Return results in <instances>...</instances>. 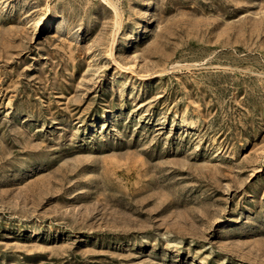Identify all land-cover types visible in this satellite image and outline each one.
I'll list each match as a JSON object with an SVG mask.
<instances>
[{
	"label": "rangeland",
	"instance_id": "obj_1",
	"mask_svg": "<svg viewBox=\"0 0 264 264\" xmlns=\"http://www.w3.org/2000/svg\"><path fill=\"white\" fill-rule=\"evenodd\" d=\"M0 264H264V0H0Z\"/></svg>",
	"mask_w": 264,
	"mask_h": 264
},
{
	"label": "bare ground",
	"instance_id": "obj_2",
	"mask_svg": "<svg viewBox=\"0 0 264 264\" xmlns=\"http://www.w3.org/2000/svg\"><path fill=\"white\" fill-rule=\"evenodd\" d=\"M40 26L41 25H39V23H37V28H40ZM120 29V28H119ZM145 29V28H144ZM144 29H141L142 31L144 30ZM140 30V31H141ZM139 33V31H137V33H134V32H131V33H128L127 35H126V38H125V41L120 45V49H119V51L121 52V51H125V49H126V47L129 45V44H133L135 41H136V39H137V34ZM131 54H133L132 56H131V59H137L140 55H141V52L139 51V49H136L135 51H133V52H131ZM135 65V64H134ZM128 67V66H127ZM122 68H124V67H122ZM121 68V69H122ZM124 72H126V73H129L130 71H133V70H128V69H122ZM132 73H134V71L132 72Z\"/></svg>",
	"mask_w": 264,
	"mask_h": 264
}]
</instances>
